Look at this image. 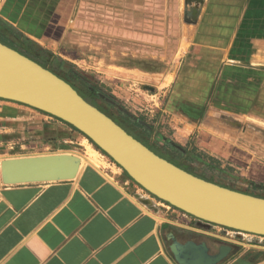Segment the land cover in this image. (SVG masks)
<instances>
[{
  "label": "crops",
  "instance_id": "crops-1",
  "mask_svg": "<svg viewBox=\"0 0 264 264\" xmlns=\"http://www.w3.org/2000/svg\"><path fill=\"white\" fill-rule=\"evenodd\" d=\"M3 31L13 48H36L76 78L87 49L130 55L104 72L123 100H139L138 86L151 93L152 119L135 121L149 133L147 145L170 159L150 144L160 142L191 173L264 197V154L235 134L247 118L264 121V0H0ZM157 75L159 84L141 81ZM76 132L85 136L0 98V264H210L222 246L228 251L211 264H264V237L236 232L240 243H232L210 235L214 226L156 197L103 154L106 165L86 160L72 179L3 182L6 158L83 155L66 147ZM201 243L206 256L196 250Z\"/></svg>",
  "mask_w": 264,
  "mask_h": 264
},
{
  "label": "water",
  "instance_id": "water-1",
  "mask_svg": "<svg viewBox=\"0 0 264 264\" xmlns=\"http://www.w3.org/2000/svg\"><path fill=\"white\" fill-rule=\"evenodd\" d=\"M0 98L25 103L70 123L132 179L171 205L207 223L264 235V197L223 186L171 162L88 101L67 80L1 41ZM80 168L81 158L72 154L14 157L2 160L1 176L4 183L66 180L75 178ZM172 246L184 249L175 240ZM196 246L199 254L207 255L205 243ZM226 251L222 246L218 254L208 255L209 263Z\"/></svg>",
  "mask_w": 264,
  "mask_h": 264
},
{
  "label": "rangeland",
  "instance_id": "rangeland-1",
  "mask_svg": "<svg viewBox=\"0 0 264 264\" xmlns=\"http://www.w3.org/2000/svg\"><path fill=\"white\" fill-rule=\"evenodd\" d=\"M1 34L2 33L0 32V37H2ZM63 44L65 46L67 43ZM126 44L127 43L122 44L123 50L126 49ZM120 56V50H117V52H112L110 51V49H107V47L106 49L105 47H103L100 51L99 49L95 48L91 49L90 51H88L87 49L84 53V57H86L87 60V67L85 68V70L81 69V72L79 73L76 72L78 74L74 72L75 75L80 78H76L67 74V65H58V63L54 61H49L46 64L49 68L58 72L60 76H63L66 78V80L73 82L79 89V91L86 97V99H89L93 103L97 104L101 109L104 110V112L124 125L132 134L148 144L147 141L149 142L150 140V135H148L149 133L145 128L135 127V121H137V114L141 115V118H143L144 120L152 119L151 114L148 110L149 108H147L146 106V96H144L151 93H149L146 88L144 89L142 86H138V88H140L139 100L134 101V99H131L130 97L126 98V100H123L122 95L125 96V94L121 92L120 88H118V84L115 82L114 78L104 72V70H106L108 66L106 64H108L109 61H115L119 59L124 61L130 60V55H128L127 57ZM99 59L106 63H98V61H100ZM112 69H114V67L111 66V70ZM84 77H86V79ZM141 81L153 86L154 83L159 84L160 76H148ZM120 104L127 106L133 116L125 111V109L121 110ZM163 130L166 134H171V132H168L167 128ZM235 134L240 142L249 145L254 149L260 150V152L264 154V121L259 119L247 118L243 123V126L237 128ZM69 139H71L72 142H69L68 146L66 147L72 148L82 153V156H84L85 158V162L87 160L96 164H100L102 166L106 165V162H104L101 157L102 154L109 161H114L105 151V153L101 151L98 148L99 146L96 145V143H94L89 137L86 138V136H83L76 132L73 136L69 137ZM87 142L91 144L92 148L96 150L97 153L95 151H89V145L87 144ZM150 144H152V147L155 148L159 153L167 156L168 158L170 157V159L168 160H170L171 162H178L176 161L177 159L173 158V156L169 154L168 148L165 149L161 147L160 142H157L156 144L155 142H150ZM123 171L125 172V174H128L124 169Z\"/></svg>",
  "mask_w": 264,
  "mask_h": 264
},
{
  "label": "built area",
  "instance_id": "built-area-1",
  "mask_svg": "<svg viewBox=\"0 0 264 264\" xmlns=\"http://www.w3.org/2000/svg\"><path fill=\"white\" fill-rule=\"evenodd\" d=\"M209 225L214 226V228L212 230H208L210 235L215 236V237L220 238V239L230 241L232 243H240V241L238 240V236H236L235 233L236 232H243L242 230L227 227V226L217 224V223H209ZM219 231L220 232L224 231L225 234L224 233L221 234ZM243 233H245V232H243ZM247 234H253V235H257L259 237H264V235L254 234V233H249V232Z\"/></svg>",
  "mask_w": 264,
  "mask_h": 264
},
{
  "label": "trees",
  "instance_id": "trees-1",
  "mask_svg": "<svg viewBox=\"0 0 264 264\" xmlns=\"http://www.w3.org/2000/svg\"><path fill=\"white\" fill-rule=\"evenodd\" d=\"M1 36L0 37V41L13 47V45H15V43H17V41H15V38L12 36V34L10 32H1ZM19 43H23L22 41ZM31 45V44H29ZM25 50L22 51L23 54L29 56L30 58L36 60L37 62H39L40 64H44L43 66H45V62H43V60L40 58L39 54H38V50H36V48H32L31 46H27V48H24ZM88 101H90L88 99ZM93 103V102H91ZM95 104V103H94ZM85 135V134H84ZM86 136V135H85ZM87 137V136H86ZM101 151H103L100 147H98ZM104 152V151H103ZM105 153V152H104Z\"/></svg>",
  "mask_w": 264,
  "mask_h": 264
},
{
  "label": "bare ground",
  "instance_id": "bare-ground-1",
  "mask_svg": "<svg viewBox=\"0 0 264 264\" xmlns=\"http://www.w3.org/2000/svg\"><path fill=\"white\" fill-rule=\"evenodd\" d=\"M87 144L89 145V146H88L89 151H91V152L95 151V152L97 153V151L94 150V149L92 148V146H91L90 143L87 142ZM59 153H65V154L76 155V156H78V157L81 158V166H82L83 164H85V158H84V156H82V155H78V154H74V153H71V152H58V153L38 154V155H33V156H43V155L59 154ZM25 157H26V156H25ZM13 158H14V157H13ZM1 163H2V162H1ZM243 232H245V231H243ZM245 233H248V232H245Z\"/></svg>",
  "mask_w": 264,
  "mask_h": 264
},
{
  "label": "flooded vegetation",
  "instance_id": "flooded-vegetation-1",
  "mask_svg": "<svg viewBox=\"0 0 264 264\" xmlns=\"http://www.w3.org/2000/svg\"><path fill=\"white\" fill-rule=\"evenodd\" d=\"M63 78V77H62ZM66 80V79H65ZM69 83H71L78 91H79V89L75 86V84L73 83V82H71V81H69V80H67ZM80 92V91H79ZM81 93V92H80ZM82 94V93H81ZM83 95V94H82ZM84 96V95H83ZM85 97V96H84ZM86 98V97H85ZM88 100V99H87ZM90 102H92V101H90ZM94 104V103H93ZM96 106H98L97 104H95ZM99 107V106H98ZM100 108V107H99ZM101 109V108H100ZM101 110H103V109H101ZM104 111V110H103ZM113 118V117H112ZM116 120V119H115ZM119 124H121L118 120H116ZM122 125V124H121ZM122 126H124V125H122ZM126 130H128L126 127H124ZM128 132H130L129 130H128ZM131 133V132H130ZM132 134V133H131ZM135 136V135H134ZM136 137V136H135ZM136 138H138V137H136ZM140 140V139H139ZM146 144V143H145ZM149 146V145H148Z\"/></svg>",
  "mask_w": 264,
  "mask_h": 264
}]
</instances>
